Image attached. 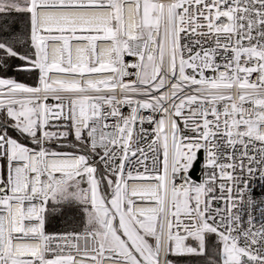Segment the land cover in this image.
Returning a JSON list of instances; mask_svg holds the SVG:
<instances>
[{"label":"snow or ice","instance_id":"6c2138e0","mask_svg":"<svg viewBox=\"0 0 264 264\" xmlns=\"http://www.w3.org/2000/svg\"><path fill=\"white\" fill-rule=\"evenodd\" d=\"M0 264H264V0H0Z\"/></svg>","mask_w":264,"mask_h":264},{"label":"built area","instance_id":"2783aa9c","mask_svg":"<svg viewBox=\"0 0 264 264\" xmlns=\"http://www.w3.org/2000/svg\"><path fill=\"white\" fill-rule=\"evenodd\" d=\"M197 174H198L199 177L202 175V171H201L200 168H198ZM194 178H195V177H194ZM259 193H260V189H259V187H257V188H256V194L259 195Z\"/></svg>","mask_w":264,"mask_h":264},{"label":"trees","instance_id":"16d2710c","mask_svg":"<svg viewBox=\"0 0 264 264\" xmlns=\"http://www.w3.org/2000/svg\"><path fill=\"white\" fill-rule=\"evenodd\" d=\"M20 27L22 28L23 25H21ZM53 223H56V221H53ZM59 224L62 226L63 225V221H59ZM209 240H210V243H214L215 242L214 239H212V238H209Z\"/></svg>","mask_w":264,"mask_h":264},{"label":"water","instance_id":"95a60500","mask_svg":"<svg viewBox=\"0 0 264 264\" xmlns=\"http://www.w3.org/2000/svg\"><path fill=\"white\" fill-rule=\"evenodd\" d=\"M197 171H198V168L196 169L195 177H199L198 174H197Z\"/></svg>","mask_w":264,"mask_h":264}]
</instances>
